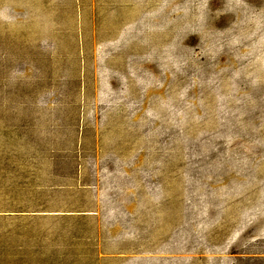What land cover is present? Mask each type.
<instances>
[{
  "label": "rangeland",
  "instance_id": "rangeland-1",
  "mask_svg": "<svg viewBox=\"0 0 264 264\" xmlns=\"http://www.w3.org/2000/svg\"><path fill=\"white\" fill-rule=\"evenodd\" d=\"M0 264H264V0H0Z\"/></svg>",
  "mask_w": 264,
  "mask_h": 264
}]
</instances>
